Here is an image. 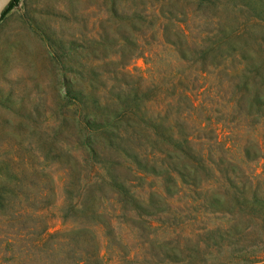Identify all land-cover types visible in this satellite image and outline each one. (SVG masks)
<instances>
[{
  "label": "rangeland",
  "instance_id": "rangeland-1",
  "mask_svg": "<svg viewBox=\"0 0 264 264\" xmlns=\"http://www.w3.org/2000/svg\"><path fill=\"white\" fill-rule=\"evenodd\" d=\"M254 195L264 0H19L0 20V264H264Z\"/></svg>",
  "mask_w": 264,
  "mask_h": 264
},
{
  "label": "trees",
  "instance_id": "trees-1",
  "mask_svg": "<svg viewBox=\"0 0 264 264\" xmlns=\"http://www.w3.org/2000/svg\"><path fill=\"white\" fill-rule=\"evenodd\" d=\"M19 3V0H13L10 5L5 9V11L3 12L0 20H2L14 7H16ZM62 92H63V95H68L66 90L63 88L62 89ZM145 126H147V123L145 122ZM149 126V125H148ZM147 126V127H148ZM146 128V127H145ZM168 131V138L166 139V142H167V145L169 147H172V152L174 154V160L178 163H180L184 157L187 158L188 157V153L193 150L194 148V144L192 143V141L190 140V138H185L183 140H178L174 137V130L173 128H168L167 129ZM88 151H90V154H93L95 155V150L94 148H92L91 146H88ZM163 154V153H161ZM164 155V154H163ZM191 159V158H190ZM192 159L195 160L196 162H198L199 164H201L204 168L206 167L207 169L210 170V167H212L213 171H215V168H214V164H212L211 162H209V164H205L206 160L205 159V156H204V153H203V150H197V155H194L192 156ZM174 179H175V176H174ZM107 180L108 182L111 181V185L115 186V183L110 180V178L107 177ZM121 185V184H120ZM123 187V186H121ZM248 204L250 205V209H257V210H260V211H264V200L262 199H259L257 198L256 195H254L253 197L249 198L248 199ZM48 226H43L41 228V231H40V237H39V244L37 245V247L42 243V245L49 239V238H54V235H52L50 232H49V228H47ZM42 245L40 246V249L38 250V254L41 255V253L43 252V250L45 249V246H43L42 248ZM25 248V247H24ZM41 248L43 250H41ZM59 249H62V248H59ZM51 253L54 254V244H53V248L51 250ZM45 254V253H44ZM42 254V255H44ZM41 255V256H42ZM31 256L30 254V249L29 247L28 248H25L24 249V254H19V256H14L12 259H16L17 262L16 264H22L23 262L25 261H28L29 257ZM44 258H47L49 257L47 254H45L44 256H42Z\"/></svg>",
  "mask_w": 264,
  "mask_h": 264
},
{
  "label": "water",
  "instance_id": "water-1",
  "mask_svg": "<svg viewBox=\"0 0 264 264\" xmlns=\"http://www.w3.org/2000/svg\"><path fill=\"white\" fill-rule=\"evenodd\" d=\"M13 0H0V18L5 9L10 5Z\"/></svg>",
  "mask_w": 264,
  "mask_h": 264
}]
</instances>
